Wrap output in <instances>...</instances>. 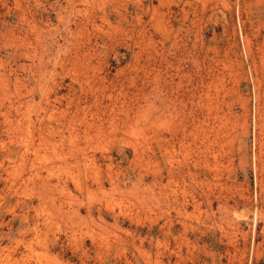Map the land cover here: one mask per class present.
I'll list each match as a JSON object with an SVG mask.
<instances>
[{
    "label": "rangeland",
    "instance_id": "rangeland-1",
    "mask_svg": "<svg viewBox=\"0 0 264 264\" xmlns=\"http://www.w3.org/2000/svg\"><path fill=\"white\" fill-rule=\"evenodd\" d=\"M0 264H264V0H0Z\"/></svg>",
    "mask_w": 264,
    "mask_h": 264
}]
</instances>
